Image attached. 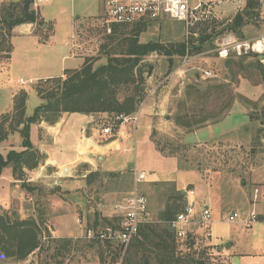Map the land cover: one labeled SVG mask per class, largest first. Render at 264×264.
Wrapping results in <instances>:
<instances>
[{
  "label": "rangeland",
  "instance_id": "rangeland-1",
  "mask_svg": "<svg viewBox=\"0 0 264 264\" xmlns=\"http://www.w3.org/2000/svg\"><path fill=\"white\" fill-rule=\"evenodd\" d=\"M19 2L20 0H0V17L4 13L1 9L5 10L10 3ZM236 2L237 0H230V3L224 7L221 5L213 7L215 17L199 16V20L189 26L188 35L183 31L182 23L172 21L146 23L148 25L146 30L138 37L139 43L160 40L162 44L167 45L182 42L191 36L198 38V31L203 26L214 22L222 23V26L227 25L237 14L233 13L232 5ZM189 4L194 6L196 0H189ZM32 8L34 9L33 5ZM36 12L41 19L40 22L33 24V34L37 36L39 42L48 41L41 46L33 45L29 37L20 33V29L15 30L14 33L12 31L9 35L6 29L0 27V116L12 112V88L19 87L27 93L25 116L30 117L41 103L32 91L33 88L37 85H42L43 88L48 86L44 83L47 79L36 81L35 78L59 75L64 68L79 70L85 61L93 65V68L106 64L107 58L121 56L125 48L123 49L120 43L125 36H130L132 29L137 26L136 24L123 28L126 30V35L109 43L106 38L108 34L105 31L104 8L101 0H51L38 5ZM240 34L243 38L241 40L263 36L264 18L260 15L255 23L244 26ZM232 36L238 38L236 35ZM10 46V54H7L6 51ZM70 53L74 54L75 60H61L62 57H68ZM186 56L187 54L181 58L174 56L168 58L151 54L140 62L138 68L142 71L144 78L141 84L142 101L137 112L130 115L138 114V120L136 124L129 121L118 128L120 134L116 132L110 137H102V133L98 134V143L108 144L116 140L119 146L118 149L111 150L103 166L96 160V155L94 157L91 153L90 158L84 163L71 167L69 174H63L57 169L59 177L43 178L42 183L38 181L23 183L25 187L21 186V189L31 196V200L23 198L21 203H12L9 209L17 211L18 214L19 210L23 209L24 217L22 218L19 214L21 219L40 217L44 224L42 241L45 244L48 242L47 237L53 238V236L84 240L82 235L86 228H101L105 225L104 219L112 220L113 204L130 191L132 171L145 173L160 171L157 164L150 158V152H152L150 141L153 142V140L161 147L168 141L184 144L187 149L185 152L177 151L176 157H163L162 155L161 157L174 158L178 163L177 159L185 155V159L191 162L192 167L202 168L200 172L183 169V172L177 173L175 183L178 188L193 183V174L187 171L197 172L201 177L206 178L214 173L221 177L224 201L233 202L236 205L238 219L234 223L222 221L215 225L209 224L212 239L216 234L228 236L230 233L238 232L237 229H233L238 226V221L245 218L247 210L240 208L245 203L263 204L264 201L260 199L264 196L261 193L263 190L261 187L264 188V85L254 67V59L249 57L242 62L240 59H231L226 63L217 59L211 49L194 56L188 55L186 65L179 69ZM149 68H151L150 74H148ZM200 69L211 71L215 75L214 78L195 79V74ZM65 71L72 70L65 69L63 73ZM30 79L34 82L33 84H19V80L28 81ZM217 85L223 87V92H214L208 100L201 102L208 107L216 101L218 107H221L226 100L232 98L233 102L226 119L213 125L211 130L199 131L197 135H184L182 130L174 126L172 119L181 110L180 104L184 101L186 94L193 93L197 88L204 90L209 86ZM130 93L131 87L120 88L118 90L119 101ZM190 105L188 103L187 108ZM84 116L83 114L71 116L64 129L75 134L84 124L83 121H78ZM95 124L101 130L119 125V122L115 120L114 115L106 114L97 115ZM234 126L239 129L232 131ZM152 131L155 132V136L150 140ZM152 145L156 150L155 144ZM191 145H197V150L194 151ZM21 150L22 140L19 135L11 134L8 140L0 143V155L3 159L10 151L18 153ZM168 152V150L165 151L166 154ZM40 154L42 157L39 164H43L44 154L41 152ZM92 156L94 161H92ZM106 169L123 175L106 180L103 178L108 174ZM91 172H97V174L86 178ZM28 178H33V176L23 172L22 181L25 182ZM163 183L158 181L142 185V192L149 202L150 225L155 224L157 211L164 204L161 194L165 192L166 187L155 186ZM257 189L260 191L255 198ZM78 220L80 224L77 223ZM186 229L189 232V229ZM195 229L202 234L199 227ZM191 235L193 233L190 232L187 237ZM193 237L198 236L193 235ZM198 238L199 243H193L189 251L186 240H177V249L180 254L190 253L200 256L206 264H217L211 260V248L205 246L200 236ZM139 240L138 236L135 243ZM220 241L219 239V245L222 244ZM147 248L142 247V250ZM95 252L87 251L85 255H81L73 251L65 255L60 262L61 264H101ZM126 257L127 254L113 255V253L105 252L102 264H117L119 261H122L121 264H128L125 261ZM229 259L228 264H239L237 257ZM259 260L263 261L261 264H264V258L259 257ZM47 263L56 264V260H49L44 253L41 255L35 253L23 262H0V264Z\"/></svg>",
  "mask_w": 264,
  "mask_h": 264
},
{
  "label": "trees",
  "instance_id": "trees-1",
  "mask_svg": "<svg viewBox=\"0 0 264 264\" xmlns=\"http://www.w3.org/2000/svg\"><path fill=\"white\" fill-rule=\"evenodd\" d=\"M1 10L4 13L0 17V27L6 29L9 35L14 28L25 24H36L41 19L36 10L32 8V0L10 3L5 10ZM260 15L258 1L247 0L244 8L227 25L222 26V23L214 22L201 27L198 31V38L191 36L187 42L182 40V42L167 45L162 44L160 40L139 43L138 37L148 25L146 23L137 24L132 29L131 35L125 36L120 43V46L125 48L121 52V56L109 57L106 64L96 68L85 61L79 70L65 71L62 77L45 80L44 83L48 84L47 88H43L42 85L35 86L34 92L41 103L30 117L25 116L27 93L24 90L19 91L12 99V112L0 116V143L6 140L9 134L17 132L22 140L23 150L18 153L10 151L5 159L0 155V173L10 165L15 180L22 181L23 169L31 171L38 167L42 155L30 141L31 125L41 122L53 125L61 114H108L115 117L133 115L137 112L142 101L141 84L144 78L138 65L145 57L158 54L168 58L173 56L181 58L186 54L194 56L207 50H213L215 38L221 35L231 33L239 39H243L240 34L241 29L249 23H255ZM126 27L112 25L110 34L106 36L109 43L126 35V30H123ZM10 51L11 46L6 53L10 54ZM246 59L248 57L240 59V62ZM253 59L255 65H252L264 85V72L257 60L254 57ZM127 86L131 87V93L119 101L118 90ZM214 92H223V87L221 85L209 86L204 90L197 88L193 93L186 94L184 101L180 104L181 110L172 119L174 126L180 131L182 130L184 135H189L223 121L227 117L233 101L230 98L221 107H218V103L214 101L207 107L201 101L208 100ZM188 103L191 105L187 108ZM154 136L155 132L152 131L150 140L154 139ZM151 143L155 144L157 152L163 157H176L177 151L185 152L187 150L184 144L169 141L162 147L154 140ZM191 147L194 148V151L197 150V145H191ZM166 150L169 151L167 154ZM185 158L186 156L183 155V158L177 159L180 171L186 169L200 172L202 170L199 166L192 167L191 162ZM96 174L97 172H91L86 178ZM119 175L123 174L108 173L103 178L110 180L113 177H119ZM21 186L25 187L23 183ZM155 186L166 187L165 192L161 194L164 199L163 207L157 211L155 224L142 227L138 234L140 240L135 243V239L124 252L125 255L127 254L126 263L206 264L200 256L185 252L180 254L177 249V239L170 227L175 216L186 205L184 194L177 189L174 182ZM113 221L104 219V227ZM43 225L40 217L21 219L17 211L0 208V262H23L35 253L38 255L44 253L49 260H56V264H61L60 260L73 251L81 255H85L87 251H96L95 253L102 264L105 252L113 253V255L122 253V249L118 246L80 239L47 237L48 242L45 244L42 241ZM193 243L192 238L188 236L186 239L188 251L192 248ZM145 246L148 248L142 250V247L145 248Z\"/></svg>",
  "mask_w": 264,
  "mask_h": 264
},
{
  "label": "crops",
  "instance_id": "crops-1",
  "mask_svg": "<svg viewBox=\"0 0 264 264\" xmlns=\"http://www.w3.org/2000/svg\"><path fill=\"white\" fill-rule=\"evenodd\" d=\"M33 27V24H25L16 27L13 30V33L15 30L20 29V33L29 37L33 45L35 44L41 46L42 44L48 43V41L45 43L38 41L37 36L33 34ZM67 59L75 60L76 58L73 53H70L68 57H62L61 60L66 61ZM79 64L81 65L82 62L80 61ZM65 69L74 70L75 68H64L59 72V75L35 78L34 80L37 81L61 77ZM21 90L24 89L19 87L12 88L11 99H13V97ZM73 115L75 114H61L58 121L53 125L47 124L45 122L31 125L29 134L30 141L35 149L44 154V163L39 164L36 169L31 171L23 169L24 173H30L33 176V178H28L25 182L21 180H15L10 165L1 171V208L8 210L12 203H21L23 198L28 199V201L31 200V196L22 191V183L28 184L34 183L35 181L42 183L43 178L49 179L50 177H59L60 174L57 169L63 174H69V172L72 170L71 167L79 163H84L86 159L90 158L91 153L94 155V157L96 155V160L101 166H103L105 158L110 154L111 150L119 148L116 140L108 144H100L97 141L98 134L100 135L101 130L96 126L95 120L97 115L106 114L85 115L84 118L78 120L79 122L83 121L84 124L80 126L75 134H72L70 130L64 129L67 120ZM212 128L213 126H208L199 131L211 130ZM238 129V127L234 126L231 130L236 131ZM199 131L191 135H197ZM12 134L19 135L17 132ZM10 136L11 134H9L7 140ZM102 137L105 136L102 135ZM151 146L152 152H150V158L152 162L157 164V167L160 168V171L158 173H147L149 174L147 183H157L158 181L164 183H175V177L177 173L181 172L178 169V163L176 159L162 158L161 155L153 148L152 144ZM92 161H94L93 156ZM47 170H49V172ZM106 171H108V173H115L114 171L108 169H106ZM187 172L193 174V178L195 180V182L193 180V183L186 185V187H189V190H192L193 192V195L189 198L188 202H193L194 208L197 211H199L200 208L208 209L211 214L210 224L215 225L218 222L225 221V217L228 214L234 212L237 213V207L235 204H233V202L229 203L224 201L221 177H219L218 174L214 173L212 176H208L206 178L201 177L200 174L194 171ZM186 187H177V189L184 191ZM261 189H263L261 193L264 195V188L261 187ZM259 191L260 190L258 189L255 190V198H257ZM259 198H261V196H259ZM260 200L264 201V196ZM240 208L246 209L247 212L245 218L241 221H238V226L233 229H237V233H230L228 236L216 234L214 235V239H212V233L210 231L211 235L206 239L203 234H200L198 230L195 229L197 226H190L188 229L190 232H193V235H197L198 237L200 236L202 238L201 241L205 244V246L211 248L212 251L217 249L220 253V256L227 262H230V257H237L239 264H261L263 261H261L262 259L258 261V258H264V202L263 204L257 205L245 203L244 206H241ZM23 212V209L19 210V214L22 218L24 217ZM251 215L256 216V220L251 223L250 227L246 230L245 224L250 219ZM193 235H191L193 242L195 241L194 243H199L200 239L198 237L194 238ZM53 238L58 237L53 236ZM219 239L221 240V245H219ZM259 251H261L260 254Z\"/></svg>",
  "mask_w": 264,
  "mask_h": 264
},
{
  "label": "built area",
  "instance_id": "built-area-1",
  "mask_svg": "<svg viewBox=\"0 0 264 264\" xmlns=\"http://www.w3.org/2000/svg\"><path fill=\"white\" fill-rule=\"evenodd\" d=\"M51 0H32L34 9L42 3L50 2ZM104 8V23L106 24V33L110 34L112 25L116 26H133L140 23H161V22H178L183 24V29L188 35L189 26L199 20V16L215 17L213 7L225 6L230 3V0H196L194 6H190L189 0H101ZM247 0H237L232 3L234 7L233 13L240 12ZM260 5L261 16L264 18V0H257ZM233 34L221 35L214 40L213 53L219 60L226 61L229 59L255 58L264 72V35L258 38L241 40L233 37ZM195 38V36H194ZM236 38V39H235ZM189 39V38H188ZM188 39L185 41L187 42ZM187 56L182 60L179 67H184L188 60ZM214 73L209 70H198L196 79L207 80L214 78ZM34 83L32 80H19L20 85ZM119 125L114 127H106L101 129L104 136H114L118 128H121L125 123L132 121L136 124L138 114L135 116L119 115L115 117ZM132 184L130 191L126 196L113 204L112 214L114 220L110 225L103 228H86L83 232L82 239L87 241H96L99 243H107L118 246L122 249V254L130 246V244L138 237L142 227L151 223L149 217V202L147 196L142 192V185L147 183L149 174L141 171H132ZM193 195L192 190L185 189L184 197L186 205L179 212L170 227L174 231L178 241L186 240V228L197 226L202 230L203 236L207 239L210 237L209 224L211 222L210 211L206 208H200L197 211L194 208L193 202H188ZM238 219L237 213H230L225 217L228 223H234ZM256 220V216L251 215L246 222V228H249L251 223ZM80 224V220L77 222ZM193 233V232H191ZM191 237V236H190ZM211 260L217 264H228L224 260L217 249L210 252ZM117 264H121L119 261Z\"/></svg>",
  "mask_w": 264,
  "mask_h": 264
},
{
  "label": "water",
  "instance_id": "water-1",
  "mask_svg": "<svg viewBox=\"0 0 264 264\" xmlns=\"http://www.w3.org/2000/svg\"><path fill=\"white\" fill-rule=\"evenodd\" d=\"M151 73V68H149V71H148V74H150ZM184 194V193H183Z\"/></svg>",
  "mask_w": 264,
  "mask_h": 264
},
{
  "label": "bare ground",
  "instance_id": "bare-ground-1",
  "mask_svg": "<svg viewBox=\"0 0 264 264\" xmlns=\"http://www.w3.org/2000/svg\"><path fill=\"white\" fill-rule=\"evenodd\" d=\"M85 144H86V142H85Z\"/></svg>",
  "mask_w": 264,
  "mask_h": 264
}]
</instances>
